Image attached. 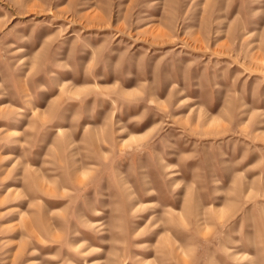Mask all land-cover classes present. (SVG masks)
Instances as JSON below:
<instances>
[{
  "label": "rangeland",
  "instance_id": "rangeland-1",
  "mask_svg": "<svg viewBox=\"0 0 264 264\" xmlns=\"http://www.w3.org/2000/svg\"><path fill=\"white\" fill-rule=\"evenodd\" d=\"M0 264H264V0H0Z\"/></svg>",
  "mask_w": 264,
  "mask_h": 264
}]
</instances>
